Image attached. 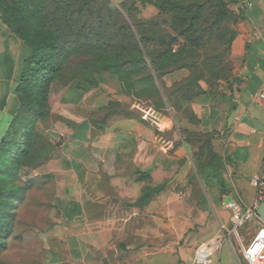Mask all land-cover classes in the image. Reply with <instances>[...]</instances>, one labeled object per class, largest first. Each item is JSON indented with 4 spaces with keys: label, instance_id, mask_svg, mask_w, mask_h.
Masks as SVG:
<instances>
[{
    "label": "crops",
    "instance_id": "crops-1",
    "mask_svg": "<svg viewBox=\"0 0 264 264\" xmlns=\"http://www.w3.org/2000/svg\"><path fill=\"white\" fill-rule=\"evenodd\" d=\"M232 9L243 13L231 47L233 79L218 96L179 102L198 123L165 96L166 108L159 109L126 94L111 73L96 74L98 87L87 91L74 83L61 88L49 118L37 124L52 152L20 173L21 182L33 186L10 245L22 240L35 264H194L197 248L213 243V264H238L239 245L243 251L264 228L255 217L239 231L240 240L228 208L238 199L254 208L264 193L253 183L264 178V101L257 98L264 91V0H237ZM29 55L0 17V142L19 111L16 88ZM188 75L166 76L164 92ZM176 123L216 133L226 188L200 181L204 206L188 202L194 159L189 145L173 149L182 140ZM21 219L26 225L17 233Z\"/></svg>",
    "mask_w": 264,
    "mask_h": 264
},
{
    "label": "trees",
    "instance_id": "trees-1",
    "mask_svg": "<svg viewBox=\"0 0 264 264\" xmlns=\"http://www.w3.org/2000/svg\"><path fill=\"white\" fill-rule=\"evenodd\" d=\"M140 1L157 8L159 15L139 19L140 9L134 0L123 2L122 11L114 9L109 0H0L1 19L30 48L16 88L20 108L0 142V264L9 249L19 209L33 186L22 183L20 173L25 167L35 168L47 161L52 152V145L39 147L44 138L37 132V124L49 118V86L72 55L95 52L122 59L112 68L105 66L92 77H84L77 83L79 89L98 87L94 76L107 72L119 78L126 94L135 97L120 74L141 75L162 102L146 101L159 109L166 108L159 85L170 74L189 72L165 92L168 103L170 98L190 103L201 96H218L222 84L233 79L231 47L238 36L236 25L243 19L242 11H234L226 0ZM189 113V120L198 123ZM180 133L185 144L198 147L199 159L205 157L216 166L217 181L211 185L226 188L220 173L223 159L213 145L216 133L188 129ZM172 145L175 150L182 143Z\"/></svg>",
    "mask_w": 264,
    "mask_h": 264
},
{
    "label": "rangeland",
    "instance_id": "rangeland-1",
    "mask_svg": "<svg viewBox=\"0 0 264 264\" xmlns=\"http://www.w3.org/2000/svg\"><path fill=\"white\" fill-rule=\"evenodd\" d=\"M111 3V6L114 9H117L119 11H122L121 4L125 2L126 0H109ZM157 1V0H152ZM230 3V7L232 8L235 3H233V0H226ZM42 0H37V3H41ZM136 3V6L140 9V15L139 19L141 20H147L155 18L159 15V10L155 8L154 6L150 4H143L140 0H134ZM100 57L102 58H108L107 60H100ZM112 59V61H110ZM122 62V59L115 56L114 54L110 55H102L101 53H87V54H74L70 57L68 62L64 65L62 71L60 72L59 76L50 84L49 86V93L47 97L48 106L51 110V106L53 103V98L55 95L61 90L62 87H67L71 84H77L80 80H82L84 77H92L95 73L99 72L103 67L105 66H111L115 65L116 63ZM121 79L124 83V86L126 89L135 95L136 98L141 99L143 101H146L150 99L155 104H160L162 101L160 98H158L157 94L155 93L152 86L143 80V76L141 75H135V76H129L128 74H120ZM160 91L162 92V95L165 96L166 93L164 92L161 84L159 85ZM170 104L174 106V108L182 112V115L184 118H188L190 116L189 110L184 109L180 106L178 102H176L174 99L170 98L169 100ZM183 125L181 123H176V126L174 128V131L177 135H180L182 140L180 141L182 145H187L183 142V136L180 133V130H183ZM52 145L50 142L46 141L45 139L40 140L39 147L43 145ZM190 150L193 154L194 159V167L195 171H193V177L189 181V188L191 192V196L188 199V202L192 206H204L205 203H207V200L202 193V190L200 188V181L205 186L211 185V181H217V178H215L216 173V166L211 164L208 160H205V157L198 158L197 152L198 147L194 145H189ZM195 173L200 176V178H195ZM206 176H211L212 178H205ZM23 183V182H22ZM39 202V199H34L33 203L34 205ZM23 207V206H22ZM27 213L25 212V209L23 208L21 210V217L25 218ZM26 223L24 224L23 219H21L17 224V233L23 232V228L25 227ZM241 232V229H240ZM217 255V253L215 254ZM31 251L29 250L28 246L24 245L22 240H16L15 242H12L10 245L9 241V249L2 255V263L1 264H35V262L31 259ZM236 261L238 264H246L243 258V251L241 246L239 245V253H237Z\"/></svg>",
    "mask_w": 264,
    "mask_h": 264
},
{
    "label": "built area",
    "instance_id": "built-area-1",
    "mask_svg": "<svg viewBox=\"0 0 264 264\" xmlns=\"http://www.w3.org/2000/svg\"><path fill=\"white\" fill-rule=\"evenodd\" d=\"M257 98L264 101V91H261ZM253 183L259 189H264V178L256 177ZM264 200V193L261 191L259 195V203L254 208L244 207L240 199L228 204V208L233 211V232L241 240L240 229H242L249 221L257 216V209ZM216 245L206 243L200 245L195 253L194 264H213L212 257L216 250ZM243 256L247 264H264V228L260 229L256 234L253 242L248 246H243Z\"/></svg>",
    "mask_w": 264,
    "mask_h": 264
},
{
    "label": "water",
    "instance_id": "water-1",
    "mask_svg": "<svg viewBox=\"0 0 264 264\" xmlns=\"http://www.w3.org/2000/svg\"><path fill=\"white\" fill-rule=\"evenodd\" d=\"M257 216L264 223V200L260 203L257 209Z\"/></svg>",
    "mask_w": 264,
    "mask_h": 264
}]
</instances>
